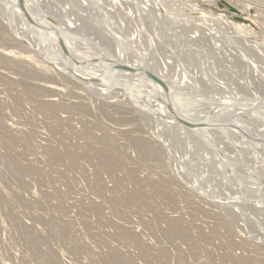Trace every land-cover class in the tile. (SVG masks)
I'll use <instances>...</instances> for the list:
<instances>
[{
  "label": "bare ground",
  "instance_id": "1",
  "mask_svg": "<svg viewBox=\"0 0 264 264\" xmlns=\"http://www.w3.org/2000/svg\"><path fill=\"white\" fill-rule=\"evenodd\" d=\"M194 1L55 0L59 4L63 3L60 7L62 12L56 13L48 9L47 5H42L40 0H0V13L7 12V18L4 17L7 24L0 23V31L6 26L11 27L14 33L13 38L0 36V40L22 47L28 58L19 61L0 55V64L6 63L28 81L52 76L51 73L60 77L68 84L69 93L75 98L73 108L69 109L71 112L93 104L106 118H116V121L118 118L121 124L135 115L139 126L144 129L148 127L153 133V136L148 137L129 136L121 130L112 133L109 129H103L100 135L78 143L72 141L76 139L74 136L70 141H65L62 151H51L47 160L69 163L70 168L78 166V161L94 164L95 172L88 177L90 187L100 191L102 174L112 177L115 185L111 192L125 191L114 198V202L125 207L136 206L138 212L146 211L148 227L157 228L155 230L162 235L191 239L190 248H194L198 239L209 240L211 233L198 229L192 238H187L188 228L182 218H165L161 206L170 205L171 195L165 196L163 187L176 189L178 192L172 197L183 198L188 211L193 212L192 215L197 213L199 205L204 208V205L210 206L214 190L211 194L201 191V187H196L200 186L198 179L194 183L190 182L191 188L181 186L177 180L168 177L162 178L158 184L154 173H149L147 179L142 180L133 173L135 165L130 162L129 152L158 168L164 160L161 158L164 147L168 146L164 152L170 156L173 150L181 146L183 157H190L184 158L178 165L180 170L177 173L183 180L188 172H192L193 165H196H192L191 161L200 155L205 161V168H210L209 172L220 175L223 183L229 184L230 188L239 189L236 194L232 193L233 206L239 210L260 211V205H264V97L257 91L247 94L245 90L229 87L223 81L216 85L217 88L219 85L218 89L215 86L212 88V83L194 76L196 69H192V75L186 66L180 67V77H169V69L174 63L176 67L194 59L196 51H190V54L186 51L191 46L200 47L207 36L212 39L216 49L225 47L227 53L222 54L225 63L241 66L258 75L261 71L259 59L264 56V34L234 20L226 13L203 9ZM209 1L215 4L214 0ZM234 1L246 11L252 10L264 26V0ZM66 5L76 6V9L66 11ZM124 6L126 12L119 13V9ZM78 11L84 12L83 15ZM129 25L133 26L131 32L127 31L131 27ZM188 32L192 36L189 33L185 38ZM184 41L186 46L190 43L187 50L182 45ZM165 47L169 48L171 56L160 58L158 52ZM218 54L211 57L214 63L222 58L217 59ZM207 72L201 73L204 79L208 76ZM209 77H212V73L206 79ZM37 94L43 95V92L40 90ZM93 96L98 97L99 102L93 101ZM88 98L93 102L90 103ZM45 104L41 102L34 106L48 116L57 108L69 107L51 102L49 109L52 111L48 113ZM56 127L51 124L49 129L57 131ZM60 135H54V138L59 139ZM24 138L22 134L6 135L0 126V141L6 149L0 158V164L6 167L1 169L9 171L11 167L7 164L11 163L18 174H33L34 170L23 165L21 157L13 149ZM118 139H123L128 145L119 146L122 150L117 151L115 142ZM78 173H85V169L81 167ZM145 180L148 182L146 188L143 185L139 187L138 184ZM2 182H5L4 178ZM126 183L133 186L126 187ZM217 206L229 217L237 215L235 210L228 209L225 204ZM193 218L190 216L188 219L190 221ZM161 222L166 226H159ZM61 225H55L63 236L60 244L71 251L76 244L70 243L68 228ZM22 229L23 232H20L26 238L30 237L35 247L37 238L30 236L31 231L25 227ZM127 234L119 227L115 231L118 239L134 240V235ZM37 254L41 258H49L53 252L37 251ZM123 255L102 254L103 258H124ZM177 255L182 258L181 254ZM115 264L134 263L119 260Z\"/></svg>",
  "mask_w": 264,
  "mask_h": 264
},
{
  "label": "rangeland",
  "instance_id": "2",
  "mask_svg": "<svg viewBox=\"0 0 264 264\" xmlns=\"http://www.w3.org/2000/svg\"><path fill=\"white\" fill-rule=\"evenodd\" d=\"M44 1L40 0L42 5L48 6V9L56 13L62 12V2L59 4L55 0ZM214 1L215 4H211L209 0H195L193 3L203 9L226 13L234 20L250 25L253 29L264 34V26L257 20L252 10L246 11L234 0ZM71 8L75 10L76 6L66 5V11ZM122 8L119 9L121 10L119 13L126 12L125 6ZM108 9L110 8L108 7ZM80 12L82 11H78L79 14H81ZM5 14L0 13L1 24H7L5 19L7 12ZM132 27L127 31L131 32ZM204 31L207 33V30L204 29ZM129 32H126L127 35ZM12 34L14 33L11 27L5 26L0 31L2 37H12ZM188 34L192 36V33L188 32L185 38ZM185 43L184 41L182 45ZM201 43L200 47L194 46L193 48L191 46L189 48L190 43L184 46L185 50L189 48L186 51L189 52L188 54L190 51H196L194 59H192L193 61L189 60L190 62H186L185 65L181 64V66L175 67L174 63V66L169 69V77H180V67L186 66L185 68H188V72L192 75V69H196L194 76L197 75L202 80L209 81L212 83V88L223 81L229 87L245 90L247 94L257 91L261 97H264V56L259 59L261 74L256 75L241 66L225 63L222 55L227 53L225 47L216 49L212 39L208 36ZM217 53L221 56L218 57V54L216 58H222L214 63L211 57ZM26 54V50L22 47L0 40V55L13 60L26 61L28 60ZM158 55L160 58H165L171 56V53L169 48L165 47L158 52ZM213 57L215 58V56ZM170 61L172 62L171 59ZM222 61L223 66L221 65ZM206 72L208 76H211L212 73L210 79H206L208 76L204 79L201 74H206ZM51 75L42 77L40 80L28 81L6 63L0 64V126L3 127V132L6 135L22 134L25 137L21 143L13 146V149L21 157L23 165L34 170L33 174L22 175L17 173L16 167L11 163L7 164L8 167H11L9 171L1 169L6 166L0 164V264H115L119 260L132 261L134 264H264V205H260V211L239 210L233 206V194H236L235 192L239 189L230 188L229 184L223 183L220 175L209 172L210 168H205V161L199 157L200 155L195 156L193 162L191 161L192 165L196 164L193 165V173L188 172L191 177L186 175V179L183 180L177 173L180 170L178 165L185 158L181 146L176 151L173 150L170 156L164 152V150L167 151L166 147L168 146L164 147L163 155H161L164 160L158 168L146 163L140 157H136L135 153L129 152L130 162L135 165L133 173L142 180L147 179L149 173H154L158 184L161 183L162 178L168 177L177 180L181 186L186 185L191 188V183L198 179L197 182L200 186H195L201 187V191L211 194L214 190L212 194L217 193L213 195L210 206L204 205V208L199 205L197 213L192 215L193 212L188 211L183 198L172 197L178 192L176 189L163 187L165 196L171 195L170 205L161 206L165 218H182L183 224L188 228L187 238H192L198 229L211 233L209 240H196L194 248L189 247L191 239H178L162 235L155 230L157 228L148 227L149 219L146 211L138 212L135 210L136 206L125 207L119 202H114V198L119 197L125 191L111 192V188L115 185L112 177L102 174L100 191L90 187L88 177L93 176L95 172L94 164H83L81 163L83 161H78V166L70 168L69 163L66 164L63 161L53 163L47 160L51 151H62L65 141H70V138L75 136L76 139L72 141L78 143L89 137L100 135L103 129H109L112 133L121 130L129 136H153V133L150 132L151 129L139 126L138 117L135 115L121 124L118 118V121L116 118L114 120L106 118L104 113H101L98 107L93 104H90L88 108L71 112L72 110L69 109L73 108L75 98L69 93L68 84L54 73ZM218 88L216 87V89ZM40 90L43 95L37 94ZM79 93L83 94L81 91ZM97 98L93 96L92 100L99 102ZM89 100L91 99L88 98ZM92 100L90 103L93 102ZM41 102L44 104L47 102L45 107L48 113L51 110L49 109L51 102L69 107L57 108L54 112L49 113L52 114L51 116H48L42 109L38 111L34 106ZM51 124L57 126V131H50ZM58 133H61L62 136ZM54 135H60V138L55 139ZM126 145H128L127 142L118 139L115 142V150H122L120 147ZM3 153H6V149L0 141V154H2L0 158L3 157ZM165 158L168 162L165 161ZM81 167L85 169V173H78ZM3 178L5 182H2ZM147 183L145 180L138 186L143 185L146 188ZM132 186V184L126 183V187ZM210 194H208L209 197ZM218 204H225L228 209L235 210L237 215L229 217L227 213L219 210ZM190 216L194 218L189 221ZM56 223H61V226L68 228V237L70 243L76 244L75 249L67 251L60 244L63 236L61 231L55 228ZM159 226L164 227L166 224L161 222ZM23 227L31 231L30 236L37 238L35 247L32 245L30 237L26 238L25 234L20 232V230L23 232ZM117 227L126 234L134 235V240L118 239L115 236ZM102 243L105 245L103 246ZM196 245L197 247H195ZM37 251H52L53 255L49 258H41ZM108 253H122L124 258H103L102 254L108 255ZM177 254H181L182 258H178Z\"/></svg>",
  "mask_w": 264,
  "mask_h": 264
}]
</instances>
